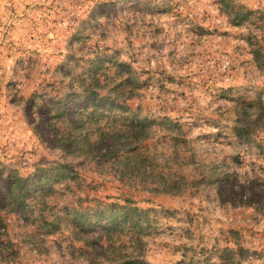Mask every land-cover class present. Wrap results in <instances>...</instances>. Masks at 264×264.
Listing matches in <instances>:
<instances>
[{"label": "rangeland", "instance_id": "obj_1", "mask_svg": "<svg viewBox=\"0 0 264 264\" xmlns=\"http://www.w3.org/2000/svg\"><path fill=\"white\" fill-rule=\"evenodd\" d=\"M231 8L264 16V0H0V208L2 174L66 164L81 177L28 213L57 214V229L6 215L0 264H98L94 233L71 235L63 220L65 207L87 220L92 196L141 212L107 261L264 264V46L257 62L251 48L263 27L235 26ZM93 59L108 64L107 78L130 71L137 81L130 106L150 121L135 178L73 161L31 110L34 92L52 95ZM162 182L167 193L155 192Z\"/></svg>", "mask_w": 264, "mask_h": 264}, {"label": "trees", "instance_id": "obj_2", "mask_svg": "<svg viewBox=\"0 0 264 264\" xmlns=\"http://www.w3.org/2000/svg\"><path fill=\"white\" fill-rule=\"evenodd\" d=\"M230 12L231 22L235 26L255 18L251 11L241 13L239 9L231 8ZM255 20L263 27V36L251 46L254 61L257 62L264 46V16L260 15ZM122 65L118 63L117 67ZM107 66L106 62L95 59L89 61L86 71L81 75L71 74L55 83L52 95L41 91L34 92L29 99L30 106L31 110L46 115L47 125L52 130L53 145L64 155L72 157L73 161L79 160L83 164L88 163L99 168L110 164L118 174L124 172V167H128L130 170L127 177L135 178L136 173L133 172L137 169L135 164L139 158L137 149L146 148V145L141 147L139 144L146 140L143 134H147V121L150 120L146 117L140 118L135 112L136 108L130 106V101L134 98L131 89L137 85L133 72L128 71L117 76L113 74L117 80L114 81L113 76L110 79L104 74ZM164 120L167 121V118ZM137 134H140V138ZM69 167L66 164L38 167L26 177H21L16 172L1 175L6 180V187L3 191L4 205L0 208V243L2 236L7 233L5 218L9 214L17 216V220L23 222V228L36 230L42 226L46 232L58 228L57 214L51 213L47 219L41 212L37 215L28 213L33 206H41V209L48 206L46 202L52 198L54 186L61 184L68 188L70 181L77 180L79 183V173ZM154 190L157 193H167L163 182L154 185ZM89 201L94 207L90 211L84 210L90 216L87 220L77 219L79 214H74L65 207V224H75L70 227V234L77 236L81 233H94L93 242L97 246L92 251L100 260L98 264H147L139 257L120 255L112 259L113 261L100 257L106 253L108 247L118 242V232H134L137 228L141 212L133 202L127 200L122 205L114 202L102 203L96 196H92ZM69 212L73 213L72 217H69Z\"/></svg>", "mask_w": 264, "mask_h": 264}]
</instances>
